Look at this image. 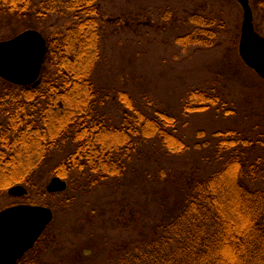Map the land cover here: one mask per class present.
Returning <instances> with one entry per match:
<instances>
[{"label":"trees","instance_id":"obj_1","mask_svg":"<svg viewBox=\"0 0 264 264\" xmlns=\"http://www.w3.org/2000/svg\"><path fill=\"white\" fill-rule=\"evenodd\" d=\"M100 15L97 0H0V40L36 29L47 46L34 86L0 78V197L22 186L25 193L56 198L52 221L16 264H264V139L240 128L212 132L210 172L176 183L173 204L159 197L150 229L115 247L100 235L102 241L84 240L57 255L55 245L76 239L89 225L77 199L124 176L137 145L155 138L168 154L188 148L174 114L149 113L126 90L116 96L119 124L99 113L93 74L102 57ZM188 21L193 29L176 38L183 49L217 44L211 18L192 14ZM218 104L224 102L217 93L192 89L181 113ZM43 174L65 180L66 189L48 193ZM58 211L67 213L62 224L56 223Z\"/></svg>","mask_w":264,"mask_h":264},{"label":"rangeland","instance_id":"obj_2","mask_svg":"<svg viewBox=\"0 0 264 264\" xmlns=\"http://www.w3.org/2000/svg\"><path fill=\"white\" fill-rule=\"evenodd\" d=\"M97 1L102 57L93 79L101 95L96 103L99 113L119 124L122 111L116 96L126 90L147 112L159 108L174 114L176 132L188 148L180 155L168 154L155 138L137 145L124 176L109 179L77 199L83 206L81 212L88 214L89 225L76 239L55 245L57 255L84 240L102 241L100 235L105 236V244L115 247L150 229L157 221L159 197L166 196L173 204L176 183L210 172L215 144L212 132L240 128L264 139V79L238 54L242 9L236 0ZM257 2L250 0L253 23L264 36V7L258 8ZM192 14L212 19L211 29L219 31L213 39L216 45L183 49L176 42L178 36L193 29L188 21ZM192 89L215 92L224 104L184 116L182 104ZM51 177L43 174L41 180L46 185ZM15 203L51 208L56 198L35 191L18 198L5 192L0 197V209ZM81 212L76 214L79 219ZM56 216V223L62 224L67 213L58 211ZM103 219L106 223L100 228Z\"/></svg>","mask_w":264,"mask_h":264},{"label":"water","instance_id":"obj_3","mask_svg":"<svg viewBox=\"0 0 264 264\" xmlns=\"http://www.w3.org/2000/svg\"><path fill=\"white\" fill-rule=\"evenodd\" d=\"M242 9L238 41L241 60L264 79V36L254 27L250 0H236ZM46 41L36 29H26L0 40V78L16 85H35L46 54ZM66 181L51 177L48 193L62 192ZM9 195L25 193L22 186L7 190ZM53 219V210L39 204L18 203L0 210V264H16L30 250Z\"/></svg>","mask_w":264,"mask_h":264}]
</instances>
